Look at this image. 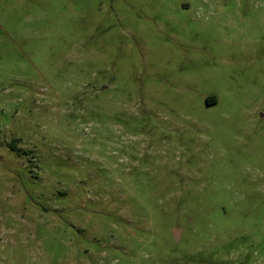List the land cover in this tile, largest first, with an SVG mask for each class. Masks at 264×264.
Returning <instances> with one entry per match:
<instances>
[{
    "label": "rangeland",
    "instance_id": "374dc122",
    "mask_svg": "<svg viewBox=\"0 0 264 264\" xmlns=\"http://www.w3.org/2000/svg\"><path fill=\"white\" fill-rule=\"evenodd\" d=\"M0 264H264V0H0Z\"/></svg>",
    "mask_w": 264,
    "mask_h": 264
},
{
    "label": "water",
    "instance_id": "95a60500",
    "mask_svg": "<svg viewBox=\"0 0 264 264\" xmlns=\"http://www.w3.org/2000/svg\"><path fill=\"white\" fill-rule=\"evenodd\" d=\"M178 233H179L178 231H175V235H176V236H178Z\"/></svg>",
    "mask_w": 264,
    "mask_h": 264
}]
</instances>
